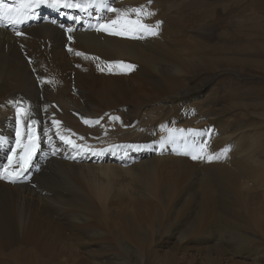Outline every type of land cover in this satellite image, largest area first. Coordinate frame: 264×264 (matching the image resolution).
I'll return each instance as SVG.
<instances>
[{
  "label": "rangeland",
  "instance_id": "1",
  "mask_svg": "<svg viewBox=\"0 0 264 264\" xmlns=\"http://www.w3.org/2000/svg\"><path fill=\"white\" fill-rule=\"evenodd\" d=\"M109 4L119 11L99 7L100 20H115L113 33L121 34L97 24L87 30L120 40L136 32L138 46L131 44L132 55L115 63L73 61L72 72L92 81L99 64L106 86L119 76L114 101L101 102L92 85L82 89L100 117L90 126L104 133L110 113L115 133L103 136L89 160L63 158L33 195L69 193L66 213L25 203L35 230L16 244L24 249L20 263L264 264V0ZM141 7L154 15H122ZM59 20L53 16L62 30L73 22ZM129 20L162 23L151 35ZM65 50L75 57L73 48ZM209 155L220 158L209 161ZM60 242L65 251L52 253Z\"/></svg>",
  "mask_w": 264,
  "mask_h": 264
},
{
  "label": "bare ground",
  "instance_id": "2",
  "mask_svg": "<svg viewBox=\"0 0 264 264\" xmlns=\"http://www.w3.org/2000/svg\"><path fill=\"white\" fill-rule=\"evenodd\" d=\"M41 5L35 7L34 14L29 15L23 21L26 26L18 29L16 26L23 24L8 22L7 17L16 16L19 0H3V2L0 0V138L6 141L0 147V167H6L11 171L15 166L20 149L16 141L19 139L23 144L29 127L38 128L43 144L35 162L24 173V179L16 183L0 179V264H11L12 261H15V264L22 263L24 249L18 247L19 243L24 237L29 238L28 234L35 230V227L30 225L33 218L29 215L27 219L23 212L25 203L32 206L41 204L56 208L59 216L69 209V193H55V198L40 195L37 196L38 198L33 197L39 193V190L43 191L52 169L66 157L82 161L91 159L98 146L104 143L103 136L115 133L116 121L110 113L106 116L107 131L104 133H101L102 130L97 129L96 126H90L93 122L99 121L100 117L93 112L97 105L93 107L86 102L87 97L82 89L87 85H92V90L103 99L101 102L114 101L115 94L119 90V76H111L110 78H116L117 81L108 80L113 86H106L103 75L98 74L100 69L96 68L99 64L93 66L95 73H92L95 76L91 81L89 76L82 72L74 73L73 61L79 66L84 64V61L93 63L100 58H106L115 63L121 55H132L131 44L135 46L139 44L138 39H133L134 35H138L136 32L128 34L125 40L105 37L102 34H95L96 32L90 34L94 31L95 24L99 29L102 26L111 29V34L114 36L115 28L119 30L112 21L104 25V22L100 20L99 7H90L87 11H80L77 8L49 6L47 3L46 6ZM93 8H96V16L92 14ZM41 10H45L44 19H40L37 14ZM53 16L59 17V22L63 18L65 21L72 20L73 22L62 30L59 24L53 22ZM89 28L91 31L87 30ZM67 45L73 48L71 52L77 51L73 54L75 57L72 54L70 57L66 55ZM26 55L29 57L26 58ZM35 74H38L37 77ZM101 82L106 87L102 90H94L95 85ZM80 85L82 86L79 88ZM10 108L18 112L16 117L7 114ZM54 121L59 123L56 124ZM68 140L82 147H75L68 143ZM123 146L126 144L119 145L120 148ZM3 147H10L8 154L2 155ZM33 169L36 173L43 170L45 172L42 175L31 177L29 174ZM29 195L30 198L27 200ZM40 210L41 208L38 212ZM73 218L74 221L78 217L73 216ZM29 235L32 237L31 234ZM60 244L61 242L51 252L59 253L62 250L64 252L66 246ZM46 246L48 245H42L41 248L47 249ZM7 247L14 248L9 253H4L2 249Z\"/></svg>",
  "mask_w": 264,
  "mask_h": 264
},
{
  "label": "snow or ice",
  "instance_id": "3",
  "mask_svg": "<svg viewBox=\"0 0 264 264\" xmlns=\"http://www.w3.org/2000/svg\"><path fill=\"white\" fill-rule=\"evenodd\" d=\"M47 3L49 6L54 7H65V8H77L80 11H87L90 7H100L103 9H106L108 11L117 12L119 10L112 8L109 4V0H19V6L16 9V16L7 17L8 22L11 23H22L29 15L34 14L35 7ZM135 13L138 17L139 16H151L154 15L152 12H145L143 8H136L128 10L127 12L122 13L124 16L130 15V13ZM119 19V17L117 18ZM112 23H116V21H112ZM129 23L137 24L139 25L140 29L144 30L146 33H149L151 35H157V31L155 29L159 28L161 21H157L156 24L148 25L143 24L140 20H129ZM105 31H108L107 28L104 29ZM115 34H121V33H115ZM80 54V53H78ZM122 63V62H120ZM129 68L135 67L134 65H129ZM87 122V121H85ZM98 122V121H97ZM54 123L58 124V121H54ZM70 131V130H69ZM29 140H31V137H28ZM61 139H64V137H61ZM6 141L3 138H0V147H2ZM68 143L72 144L75 147H82L81 145H76L74 141L68 140ZM16 145L20 147L21 149V155H19L18 159L15 161V166L12 168L11 171H9L6 167H0V179L7 180L11 183H16L21 179H24V173L28 171V168L30 166L31 161V155L30 152L32 151L31 146H25L22 145L17 139ZM13 153H15V149L12 150ZM224 153L227 152V148L223 150ZM198 157L196 155H192V159H197ZM220 156H211L209 155L207 159L211 161L212 159H219ZM11 162V161H10Z\"/></svg>",
  "mask_w": 264,
  "mask_h": 264
}]
</instances>
